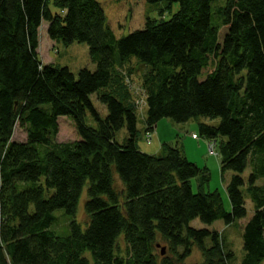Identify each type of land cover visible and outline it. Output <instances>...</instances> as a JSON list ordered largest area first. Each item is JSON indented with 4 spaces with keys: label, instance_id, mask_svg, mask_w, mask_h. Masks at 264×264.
Returning a JSON list of instances; mask_svg holds the SVG:
<instances>
[{
    "label": "trees",
    "instance_id": "trees-1",
    "mask_svg": "<svg viewBox=\"0 0 264 264\" xmlns=\"http://www.w3.org/2000/svg\"><path fill=\"white\" fill-rule=\"evenodd\" d=\"M166 1L180 5L168 20L148 18L118 37L98 0H0V264H182L194 245L205 264H232L220 231L190 223L245 217L249 165L255 213L242 264H264V0ZM45 22L52 40L86 43L96 69L75 75L44 64ZM133 57L146 66V132L164 118L220 119L201 123L200 133L219 145L222 173L235 172L231 212L220 193L204 191L206 175L193 189L201 169L178 145L163 143L157 154L139 148L137 107L119 71ZM61 116L80 139L55 141ZM17 124L25 142L13 139ZM85 190L84 227L76 214ZM58 209L72 218L66 236L51 229Z\"/></svg>",
    "mask_w": 264,
    "mask_h": 264
},
{
    "label": "rangeland",
    "instance_id": "rangeland-1",
    "mask_svg": "<svg viewBox=\"0 0 264 264\" xmlns=\"http://www.w3.org/2000/svg\"><path fill=\"white\" fill-rule=\"evenodd\" d=\"M105 11L107 23L113 29L118 37L128 35L130 32L142 29L145 27L148 18H157L168 20L174 12H176L180 5L177 2L170 3L169 1L162 0L159 2L151 3L148 0H98ZM225 3V0H216L215 3ZM48 23H43L39 31V59L44 64H54L58 66H67L70 70L78 75L82 68L96 69V63L90 58L89 46L86 43L74 42L70 45H64L61 42H56L50 38L47 32ZM139 60L133 57V61L123 67H119L124 80L126 88L131 93L134 105L138 108V128L139 148L147 153H157L162 143V132L169 131V124L175 126V139L170 143L178 145L186 154L187 158L194 162L200 169L201 174L192 179L193 189L198 191L199 184L201 183L202 176L206 175L208 180L204 183L205 192H218L221 194L224 206L228 212L232 211L231 201L227 191V185L232 179L235 172L228 170L221 171V156L219 154V145L215 141H209L200 133V124L207 123L210 125H218L220 119H210L207 117H199L198 119H191L187 122L178 123L170 118H164L162 121L166 123L165 126L159 128L160 131L146 132L145 120L142 116L146 117V105L144 104L145 93L143 90V72L145 71L143 63H138ZM143 64V65H142ZM142 65V66H141ZM133 68V69H132ZM132 72V73H131ZM91 99L95 107L101 112L103 117L108 113L107 108L97 98L96 94L91 95ZM139 105V106H138ZM91 118V117H90ZM161 121V122H162ZM162 122V123H163ZM161 123V125H162ZM147 134H150L151 140H147ZM195 134L196 136H194ZM128 132L126 128L121 129L116 137L117 140L122 142ZM14 140L25 142L27 140L26 130L17 124ZM80 139L75 123L66 116L59 117V132L55 141L57 143H71ZM161 141V142H160ZM39 148H44L39 145ZM251 166L243 172L242 176L245 179V186L243 192L246 200L247 215L241 219L234 221L231 224H226L224 220L219 219L212 224L202 222L199 218L191 221L190 225L195 228H207L210 230H218L223 234L225 241L230 249L234 252L235 258L232 264H242L245 256L243 247V233L247 222L252 218L255 213L254 203L247 191L249 175L251 173ZM117 181L119 180L116 174ZM87 192L85 190L81 201L78 205L76 220L84 227L87 225V215L85 212V200ZM56 220L52 225V230L60 236H66L70 232V223L72 218L65 213L63 209H58L55 212ZM124 241L122 236L120 241ZM124 247V242H121ZM162 246L165 243L160 241ZM207 244L210 241L207 240ZM182 264H205L204 257L197 245L192 248L191 255Z\"/></svg>",
    "mask_w": 264,
    "mask_h": 264
},
{
    "label": "crops",
    "instance_id": "crops-1",
    "mask_svg": "<svg viewBox=\"0 0 264 264\" xmlns=\"http://www.w3.org/2000/svg\"><path fill=\"white\" fill-rule=\"evenodd\" d=\"M163 120V119H162ZM162 120H160L159 122H158V124L155 126V130L153 131V135L156 133V131H157V133H158V131H160V129L159 128H161L162 127V129L164 128L163 127V125H165V126H168V125H166V123H164ZM163 123H162V122ZM161 123H162V125H161ZM171 125L172 126H170V124H169V126H168V128H169V131H165V132H162V136H161V141H162V143H161V146H160V148H159V152H157V153H161L162 152V150H163V148H162V145H163V143H170L171 141H173V139H175L174 137H175V131L173 130L174 128H175V126L171 123ZM145 129V128H144ZM160 141V142H161ZM157 153H152V154H157Z\"/></svg>",
    "mask_w": 264,
    "mask_h": 264
},
{
    "label": "water",
    "instance_id": "water-1",
    "mask_svg": "<svg viewBox=\"0 0 264 264\" xmlns=\"http://www.w3.org/2000/svg\"><path fill=\"white\" fill-rule=\"evenodd\" d=\"M158 247L161 248V254L162 255H165L166 254V247L165 246H162L161 244H158Z\"/></svg>",
    "mask_w": 264,
    "mask_h": 264
},
{
    "label": "built area",
    "instance_id": "built-area-1",
    "mask_svg": "<svg viewBox=\"0 0 264 264\" xmlns=\"http://www.w3.org/2000/svg\"><path fill=\"white\" fill-rule=\"evenodd\" d=\"M143 90H144V89H143ZM144 93H145V90H144ZM145 98H146V94H145ZM144 104L147 105V103H146V99H144ZM138 106H139V105H138ZM194 136H196V135H194ZM147 140H148V141L151 140V136H150V134H147Z\"/></svg>",
    "mask_w": 264,
    "mask_h": 264
}]
</instances>
